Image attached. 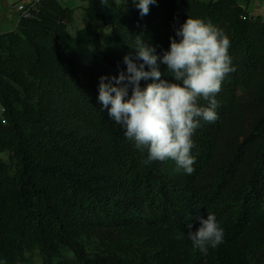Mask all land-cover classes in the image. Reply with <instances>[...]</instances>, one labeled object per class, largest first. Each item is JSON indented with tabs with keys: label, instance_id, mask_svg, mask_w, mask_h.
<instances>
[{
	"label": "trees",
	"instance_id": "16d2710c",
	"mask_svg": "<svg viewBox=\"0 0 264 264\" xmlns=\"http://www.w3.org/2000/svg\"><path fill=\"white\" fill-rule=\"evenodd\" d=\"M83 1L74 34L58 0L0 34V264L36 251L42 264H264V18L238 0H157L143 17L131 0ZM188 16L223 29L235 68L193 136L191 175L145 165L97 99L136 36L162 52ZM208 213L225 243L204 256L182 234Z\"/></svg>",
	"mask_w": 264,
	"mask_h": 264
},
{
	"label": "clouds",
	"instance_id": "9594fccd",
	"mask_svg": "<svg viewBox=\"0 0 264 264\" xmlns=\"http://www.w3.org/2000/svg\"><path fill=\"white\" fill-rule=\"evenodd\" d=\"M99 2L110 7L109 0ZM131 2L141 17L157 4V0ZM169 39V48L158 52L155 45L136 36L134 53L123 57L126 69L100 76L97 99L100 110L107 111L124 137L146 154L145 165L171 159L178 172L191 175L196 163L193 136L202 121L217 120L216 95L235 68L228 54V36L210 20L188 16ZM142 80L151 82L142 87ZM198 222L197 230L188 225L182 237H187L194 252L207 256L210 249L225 243V230L212 213L198 217Z\"/></svg>",
	"mask_w": 264,
	"mask_h": 264
},
{
	"label": "crops",
	"instance_id": "0c3cea01",
	"mask_svg": "<svg viewBox=\"0 0 264 264\" xmlns=\"http://www.w3.org/2000/svg\"><path fill=\"white\" fill-rule=\"evenodd\" d=\"M65 7L75 8L74 22L69 26L71 33H76L77 30L85 27L88 18L84 11L87 5L83 0H58ZM210 2L213 0H203ZM238 3L248 12L251 17L264 18V0H238ZM24 3L19 0H0V34L14 30L21 19V11ZM79 15V18H78ZM78 18V19H77ZM71 28H73L71 30ZM112 28L107 26L103 28L104 36L111 34Z\"/></svg>",
	"mask_w": 264,
	"mask_h": 264
},
{
	"label": "rangeland",
	"instance_id": "374dc122",
	"mask_svg": "<svg viewBox=\"0 0 264 264\" xmlns=\"http://www.w3.org/2000/svg\"><path fill=\"white\" fill-rule=\"evenodd\" d=\"M78 18H79V15H78ZM77 18V19H78ZM73 28H71L72 30ZM1 111H2V107L0 105V116H1ZM2 158L5 160V161H9V153L7 152H4L1 154ZM65 255L69 256V257H73V253L70 252V251H64ZM26 264H42V257L41 255L39 254V252H34L32 254V256L30 257V260L29 262H27Z\"/></svg>",
	"mask_w": 264,
	"mask_h": 264
},
{
	"label": "built area",
	"instance_id": "2783aa9c",
	"mask_svg": "<svg viewBox=\"0 0 264 264\" xmlns=\"http://www.w3.org/2000/svg\"><path fill=\"white\" fill-rule=\"evenodd\" d=\"M24 3L23 9L21 11V16L30 17L33 12L37 10L38 4L41 0H19Z\"/></svg>",
	"mask_w": 264,
	"mask_h": 264
}]
</instances>
